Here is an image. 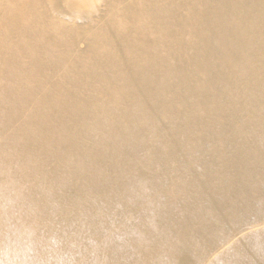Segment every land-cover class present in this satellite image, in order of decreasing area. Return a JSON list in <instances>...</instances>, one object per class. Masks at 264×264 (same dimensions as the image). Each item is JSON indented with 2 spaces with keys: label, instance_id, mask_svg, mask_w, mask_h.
Instances as JSON below:
<instances>
[{
  "label": "bare ground",
  "instance_id": "6f19581e",
  "mask_svg": "<svg viewBox=\"0 0 264 264\" xmlns=\"http://www.w3.org/2000/svg\"><path fill=\"white\" fill-rule=\"evenodd\" d=\"M0 1V261L264 264V0Z\"/></svg>",
  "mask_w": 264,
  "mask_h": 264
},
{
  "label": "rangeland",
  "instance_id": "374dc122",
  "mask_svg": "<svg viewBox=\"0 0 264 264\" xmlns=\"http://www.w3.org/2000/svg\"><path fill=\"white\" fill-rule=\"evenodd\" d=\"M66 1L69 2L70 0H49V4L57 5V8H52V15L54 17H57L63 23L69 21L70 24L79 25V21L74 22V21L71 20L72 19V14H71V11L72 10H70L68 8V6H67L68 4H67ZM98 1H103V0H88L87 1V4H88V6H89L90 9H92L95 6H98V8H99L100 5L102 7L103 4L98 5V3H97ZM80 10L84 11L85 8H82ZM80 16H83V14L80 15ZM81 19H82V21H87V17H82ZM86 40H87L86 39V36L83 37V36L80 35L77 38V45H78V47L82 49L86 45V42H87ZM45 41L47 43H49V42L54 43L55 41H54V38H53V34H46L45 35ZM4 264H6V263L4 262Z\"/></svg>",
  "mask_w": 264,
  "mask_h": 264
},
{
  "label": "clouds",
  "instance_id": "9594fccd",
  "mask_svg": "<svg viewBox=\"0 0 264 264\" xmlns=\"http://www.w3.org/2000/svg\"><path fill=\"white\" fill-rule=\"evenodd\" d=\"M0 264H4V262L3 261H0Z\"/></svg>",
  "mask_w": 264,
  "mask_h": 264
}]
</instances>
